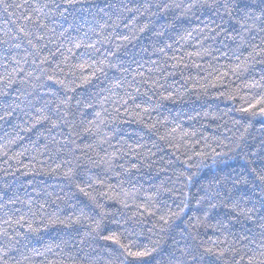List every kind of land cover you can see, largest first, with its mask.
Masks as SVG:
<instances>
[{"label":"trees","instance_id":"trees-1","mask_svg":"<svg viewBox=\"0 0 264 264\" xmlns=\"http://www.w3.org/2000/svg\"><path fill=\"white\" fill-rule=\"evenodd\" d=\"M261 176L264 0H0V264H264Z\"/></svg>","mask_w":264,"mask_h":264},{"label":"snow or ice","instance_id":"snow-or-ice-1","mask_svg":"<svg viewBox=\"0 0 264 264\" xmlns=\"http://www.w3.org/2000/svg\"><path fill=\"white\" fill-rule=\"evenodd\" d=\"M77 47H79V45H77ZM91 47H94V46H91ZM260 178L262 180H264V176H261ZM80 191L83 192L85 196H90L91 195L90 193L86 192L85 189H83V188H81ZM165 223H167V221H165ZM108 239H111V240H113V242L118 243V241L115 240L113 237H108ZM122 247H123V245H122ZM149 254L150 253L147 252V251H145V252H135V253L129 252V255L133 256L135 259H142L144 256H147Z\"/></svg>","mask_w":264,"mask_h":264}]
</instances>
